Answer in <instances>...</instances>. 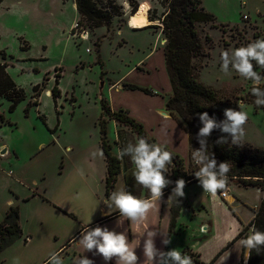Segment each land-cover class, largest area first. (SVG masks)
Returning <instances> with one entry per match:
<instances>
[{"label": "rangeland", "instance_id": "1", "mask_svg": "<svg viewBox=\"0 0 264 264\" xmlns=\"http://www.w3.org/2000/svg\"><path fill=\"white\" fill-rule=\"evenodd\" d=\"M116 3L122 7L123 14L115 16L109 26L96 28H89L86 22L74 28L79 19L74 0H4L0 4V50L7 53L8 72L25 93V98L13 110L9 109L10 101L0 99V113H6L13 121L12 124L0 125V143L5 142L15 152L10 156H3L4 153L0 152V203L3 196H10L13 192L32 195L43 183L49 187L53 198L69 205L78 219L84 222L95 205L99 207L106 201L102 195L104 165L100 161L99 150L101 97L109 99L111 80H117L123 74V79L155 91L151 87L153 85H145L153 80L145 72H126L138 61L142 51L148 50V46L152 47L155 43L160 48L166 44L161 39L167 41L158 20L164 9L156 0H152L148 9L149 18H157L150 25L160 23L161 27L135 31L124 26L131 15L130 0H116ZM202 5L216 19L197 25L205 53L196 62L201 66L199 79L218 92L215 108L223 116L227 108L238 111V105L244 106L243 110L249 117L244 142L264 148V107L258 108L242 99L252 83L234 70L222 72L220 60L223 51H233L264 38V0H202ZM223 29L226 31L223 32ZM81 30L87 33L86 38L82 37ZM57 78L61 93L54 97L52 88ZM35 85L41 86L38 97H35ZM169 89L170 85H161L157 90L159 95L156 91L157 94L148 95L136 89L148 100L141 101L122 93L116 96L115 104L132 105L128 108L134 107L146 117H153L151 113L158 117L156 112L159 109L154 105L169 96ZM35 99L38 103L34 102ZM106 120L107 138L115 151L138 140L136 132L128 126L108 116ZM120 160L122 169L133 182V188L137 189L141 185H137L134 179V164L127 156ZM192 168L199 169V166L191 156L190 171ZM171 171L172 165L166 176ZM230 182L228 178L226 190ZM119 190H125L121 182L115 188V191ZM171 192L172 189H169L167 194L171 195ZM40 200L35 198L23 205L24 235L20 239L29 235V246L16 249L23 261L31 257L30 249L38 241L50 238L60 243L66 236L64 233L71 232L61 221H57L59 224L46 223L44 215L49 216L48 205ZM189 218L185 211L180 218V229H177L168 247L162 250L178 249L186 254L191 251L190 248L201 249L206 258L213 257V252L221 248L231 234L226 217L216 212L211 217V229L206 233L200 231L199 216L195 220ZM31 237L36 242L30 240ZM155 242L158 245L157 238ZM240 250L241 246L233 243L226 251L228 256L224 255L218 264H241ZM39 251L46 252V248ZM243 252L245 259L249 251L244 248ZM9 257V250L1 253L0 264H8Z\"/></svg>", "mask_w": 264, "mask_h": 264}, {"label": "trees", "instance_id": "2", "mask_svg": "<svg viewBox=\"0 0 264 264\" xmlns=\"http://www.w3.org/2000/svg\"><path fill=\"white\" fill-rule=\"evenodd\" d=\"M4 0H0V4ZM158 5L163 7V11L158 18L162 24V31L166 36L167 43L164 46L167 71L170 77L172 93L166 101V108L170 114L178 121V123L187 131L189 142L193 149H199L200 144L196 139L199 128L203 125L199 121L198 114L207 112L210 117H214L218 122L225 119L220 111L215 108L218 101V92L211 86L204 84L199 79L200 65L197 59L205 55L203 42L199 36L197 25L199 23L212 22L216 19L215 15L205 9L202 0H156ZM79 14L78 24L83 25L84 22L89 28L99 26H109L115 16L123 14L116 0H74ZM132 9L131 14L135 13L139 8V3L130 0ZM157 18L150 16V20ZM161 24L149 25L151 27H161ZM226 30L223 29V32ZM207 39L209 36L207 35ZM7 53L0 50V99L10 101V110H13L19 102L25 98L24 90L19 87L10 73L8 72ZM127 89H141L147 94L155 95V91L148 87L140 86L133 83H125ZM251 88L248 89L246 95L242 98L246 102L254 103L255 97L251 94ZM35 97L41 92V86L35 85ZM59 80L52 88L54 97L60 95ZM38 103V99L34 100ZM102 113L99 118L101 127V147L107 161L106 176V194L108 197L114 191L119 173L122 170L120 158L112 152V144L107 138V120L106 116L114 119L120 124L128 126L133 132H136L138 139L144 138L151 144H157L152 137L147 135L143 123L129 115L125 109L113 111L108 99L101 97ZM28 110V109H27ZM44 120V119H43ZM45 121V120H44ZM7 122L4 114L0 113V124ZM12 124V123H10ZM223 134L220 130H214L209 138L208 153L215 154V158L219 162H227L230 171L227 176L230 179L236 178L244 185H253L262 189L264 192V148L256 147L243 141V145H232L228 143L218 144L217 140ZM158 145V144H157ZM162 147V146H161ZM169 151L173 156L172 171L167 177L173 181V184L164 189L165 193L175 187V181L183 178L186 184L198 180L194 173L198 168L186 169L184 159L179 155L170 151L167 147H162ZM191 159V157H190ZM134 190L133 182L127 180V191ZM132 193V192H131ZM180 203L175 200L172 203V221L171 231L175 227L176 218L179 215L181 206L183 205V197ZM255 216L253 220L245 225L238 233L236 238L245 239L249 235L248 231L264 232V196L261 204L254 210ZM23 237V230L20 224V212L16 206H11L2 222H0V252L12 245L15 241ZM187 255L195 262V264H213L205 263L193 251L187 252ZM244 259V254L242 255ZM246 264H264V248L249 251Z\"/></svg>", "mask_w": 264, "mask_h": 264}, {"label": "crops", "instance_id": "3", "mask_svg": "<svg viewBox=\"0 0 264 264\" xmlns=\"http://www.w3.org/2000/svg\"><path fill=\"white\" fill-rule=\"evenodd\" d=\"M137 1L139 3L138 5L139 7L141 4H144L147 10L150 9V6L152 4V0H143V1L137 0ZM125 3L127 4V2ZM154 9L152 11H154ZM124 26H126L128 30H133V31L143 30L145 28L151 27L147 25L145 27H142L141 29H133L129 27V18L126 19ZM161 40H162L161 42L164 41L163 39ZM125 42L128 41L125 40ZM164 46H161L159 48L156 47L155 43L152 47L148 46L149 47L148 50L145 51L143 50L142 53L140 54V57L138 58V61L132 66H130L126 72V74H128L129 72H142V73L145 72L147 76H150V78L153 79L151 83H147L145 85H153L151 87H153V89L158 93V95L159 92L157 90L161 88V85H170L171 90L169 89L170 91L167 92V95H170L172 93L171 81L167 71ZM136 49L139 50L138 45L136 46ZM124 76L125 75L123 74L122 76L117 78V80H111V84L108 88V97H109L108 100L112 110L113 111H117L120 109L127 110L130 116L136 118V120L143 123L147 135L149 137H152L155 143H157L162 147L169 148L170 151L174 152L175 154L179 155V157L183 158L185 168L188 169L189 158L192 156L191 152L195 149H193V147L189 142V135L187 131L170 114V111L166 109V101L168 97L165 96L164 99L163 98L160 99L161 101H159L154 105L155 108L159 109L158 112H156V116L158 117H155L154 113L150 114L154 118L150 116L146 117L142 113H139L138 110L135 109L134 107L128 108L132 105L128 107L121 104L116 105L115 104L116 96L122 93H127V95H133L137 99H140L141 101L148 100V97L146 95L139 93L138 90L136 89L134 91H126L127 88L124 87L125 83H133L137 85H141V84L127 81L128 80L127 78L123 79ZM102 89L103 88H101V91ZM47 92L49 93L50 91L47 90ZM101 95L102 94L100 93V96ZM2 113L4 114L5 120L7 122H2L0 125H3L5 123L8 124L13 123V121H11L10 117H8L6 113L4 112ZM101 137L99 142L100 144L99 150L101 156L100 161L104 165V171L102 172L103 174L102 180L104 182V190H103L104 193L102 192L103 193L102 195L104 196L106 201L104 202L103 205L99 207L95 205L94 210L90 213L89 218L86 221L84 222L80 221L78 219L79 217L77 216V213L74 212L71 209V207L67 205L65 202H61L53 198L52 195L49 193V187L46 185L44 186L43 183H41L38 186V189L36 188V191L32 195L26 196L13 192L12 195L9 194L10 196H8V194L6 196H3L0 203L1 204L0 222L4 220L9 208L11 206H16L19 208L20 224L22 228L23 205H26L27 202H29L32 199L39 198L41 199L40 201L43 200L48 205L47 207L49 209L48 210L49 216L44 215V219L46 223L49 224L51 222H56V224H59L57 223V221L58 222L61 221L60 223H62V225L67 230L71 231L70 233H64L66 234V236L65 238H63L62 242L60 243H56L55 240H52L50 238L48 240L38 241L30 249V252L32 253L31 257L28 259H24V261L20 259V255L16 253V249L27 248L29 246L28 244L29 235H27L26 238L24 239H19L18 241L7 247L4 251L0 252L1 254L6 252V250H9L10 257L8 264H13L14 260H18V264H48L49 258L51 254L54 252L60 253L61 257L65 262L64 264H75V262L83 256H87V258L93 260L95 264H116L115 258H113V260L111 261L106 262L102 256L94 255L93 252L91 251H85L79 245L78 241L81 237L82 231H84L87 228L94 229L97 226L107 227L109 230H115L117 233H125L132 247L136 248L138 246L135 249V251L138 257L140 258V264H143V260H144L143 242L144 239H146L145 233L148 230H155L158 232L169 234L172 239L173 235L177 233V229H180L178 228V226L181 223L180 218L182 214L185 213V211L188 214V216H190L189 218L190 220L193 219L195 220L197 216H199L200 218L199 227L201 233H206V231H209V229H211L210 224L213 221L211 217L214 216L216 212L221 213L223 214V216L226 217V224L229 231H231V234L227 238L226 242L223 244L222 250H220L222 247L216 249L212 254L214 256L213 257L211 256L210 258H206L203 255L204 254L203 250L201 249L194 250L190 248V250L193 251L196 255L199 254V258L205 263H210L212 262L213 259H215L213 264H218L219 262L220 263L222 262L221 260L224 258V255L228 256L226 255L227 249L230 248V246L233 243H237V241L241 240V238H237L236 240L234 239L241 231V229L245 225H248L253 220L255 216L254 210L257 209L261 204V201L264 196V192L262 191L261 188L253 185H244L241 184L240 181L236 178L233 179L229 178L231 182L227 188L228 190L227 196L222 197L219 194V192H217L215 196L207 192H204V189L199 184L198 180L192 181L186 184V187L184 189L185 197H183V205L180 208L179 215L176 218L175 227L172 229V231H171L172 204H166L163 202L166 201L170 196L167 193H165V191L163 195V201L156 202L155 208L152 211H150L148 218L144 224L138 226L135 224H131L130 220H125L122 226H117V220L120 214L118 211H116L114 207L111 209L112 212L111 215H105V213L109 212V208L106 204L110 197H108L106 194L107 161L103 149L101 147ZM3 150H5V153L2 154L3 156L6 155L10 156L12 152L15 153L14 151L11 150L10 146L5 142L0 143V152H2ZM112 150L114 154L117 155V151L114 150V147H112ZM127 180H129L127 172L124 169H122L121 172L119 173L115 188L121 182V184H124L125 186V191H127ZM131 192L133 195L142 199L150 198L149 191L143 188L142 186H139L137 189H134ZM97 195L100 194L97 193ZM39 204H41V202ZM202 215L204 217H202ZM75 219L77 221H74ZM22 230L24 235V229L22 228ZM144 235L145 237H143ZM156 238L158 240V245L156 244L157 248L162 250L163 248L168 247V245L164 246L161 243L162 237L159 234L157 235ZM30 240L34 241V237H31ZM44 248H46V252L39 251ZM243 249L244 248L241 247L240 255L244 254ZM242 262L245 263V261H243L241 257V264H243Z\"/></svg>", "mask_w": 264, "mask_h": 264}, {"label": "clouds", "instance_id": "4", "mask_svg": "<svg viewBox=\"0 0 264 264\" xmlns=\"http://www.w3.org/2000/svg\"><path fill=\"white\" fill-rule=\"evenodd\" d=\"M220 60L222 72L234 70L240 77L252 83L251 94L255 97L254 103L258 108L264 107V38L233 51H223ZM238 107V111L233 108L225 109V119L219 122L207 112L198 114L203 126L199 128L196 136L200 148L193 150L191 154L193 162L199 166L194 175L204 192L213 196L218 190L226 189L230 167L227 162L218 163L214 153L209 155L208 141L212 132L218 129L225 134L217 140L218 144L228 143L230 140L232 145H243L249 117L242 104ZM117 155L121 159L125 156L130 158L135 166L134 179L149 191L150 198L142 199L125 190L114 191L107 201L109 212L105 215H111V209L114 207L120 214L117 226H122L125 220L139 226L146 222L156 202L163 201L164 189L173 184V181L166 177V174L170 173L169 166L173 162V156L160 145L151 144L144 138H139L135 143L129 142L126 147L118 150ZM174 183L171 195L163 201L166 204H172L174 200L179 204L180 198L185 197L186 181L181 178ZM158 234L162 237L161 243L164 246L171 243L169 234L148 230L143 242V264H192L191 257L182 254L178 249L163 251L157 248L155 239ZM78 243L85 251L102 256L106 262L115 258L116 264H140V258L135 251L138 246L133 248L125 233H117L100 226L87 228L82 231ZM237 244L248 251L256 250L259 253V250L264 248V232L254 231L247 238L237 241ZM246 261L247 258L245 264ZM13 264H18V260H14ZM48 264H64V260L60 253L54 252ZM75 264L95 262L83 256Z\"/></svg>", "mask_w": 264, "mask_h": 264}, {"label": "bare ground", "instance_id": "5", "mask_svg": "<svg viewBox=\"0 0 264 264\" xmlns=\"http://www.w3.org/2000/svg\"><path fill=\"white\" fill-rule=\"evenodd\" d=\"M154 23L150 20L148 15V10L144 4H141L138 10L129 16V25L133 27H145ZM84 38L87 37V34L83 35Z\"/></svg>", "mask_w": 264, "mask_h": 264}, {"label": "built area", "instance_id": "6", "mask_svg": "<svg viewBox=\"0 0 264 264\" xmlns=\"http://www.w3.org/2000/svg\"><path fill=\"white\" fill-rule=\"evenodd\" d=\"M245 17L248 18L247 15H246ZM78 26H79V24L76 23L75 26H74V28H77ZM74 28H73V29H74ZM81 33H82V37H83V34H87L86 32H83L82 30H81ZM228 178H229V177H228ZM218 192H219V194H220L222 197H226V196H227V190H226V189H224V190H218Z\"/></svg>", "mask_w": 264, "mask_h": 264}, {"label": "water", "instance_id": "7", "mask_svg": "<svg viewBox=\"0 0 264 264\" xmlns=\"http://www.w3.org/2000/svg\"><path fill=\"white\" fill-rule=\"evenodd\" d=\"M2 153H5V150H3Z\"/></svg>", "mask_w": 264, "mask_h": 264}]
</instances>
